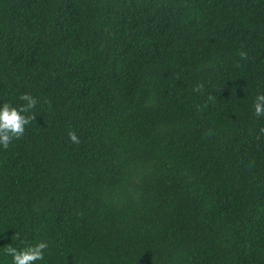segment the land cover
I'll use <instances>...</instances> for the list:
<instances>
[{
  "label": "trees",
  "instance_id": "16d2710c",
  "mask_svg": "<svg viewBox=\"0 0 264 264\" xmlns=\"http://www.w3.org/2000/svg\"><path fill=\"white\" fill-rule=\"evenodd\" d=\"M22 93L0 264H264V0H0V106Z\"/></svg>",
  "mask_w": 264,
  "mask_h": 264
},
{
  "label": "clouds",
  "instance_id": "9594fccd",
  "mask_svg": "<svg viewBox=\"0 0 264 264\" xmlns=\"http://www.w3.org/2000/svg\"><path fill=\"white\" fill-rule=\"evenodd\" d=\"M241 56L246 58V53L241 52ZM196 90L199 91V87ZM19 99L24 102L19 107L12 106L9 103H4L0 106V145L5 149L8 148L14 138L22 137L25 133V126L30 124L33 119H36L34 113L30 115L28 113L35 108L37 99L30 93H22ZM253 107L254 114L257 117L264 116V93L255 97ZM68 136L70 142L80 143L75 131L70 130ZM47 248V242L40 241L23 249H17L9 244L4 248V252L12 257V264H34L35 261L44 259Z\"/></svg>",
  "mask_w": 264,
  "mask_h": 264
}]
</instances>
